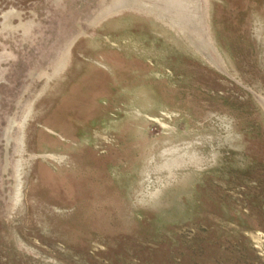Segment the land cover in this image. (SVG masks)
Returning a JSON list of instances; mask_svg holds the SVG:
<instances>
[{
  "label": "rangeland",
  "instance_id": "obj_1",
  "mask_svg": "<svg viewBox=\"0 0 264 264\" xmlns=\"http://www.w3.org/2000/svg\"><path fill=\"white\" fill-rule=\"evenodd\" d=\"M0 264H264V0H0Z\"/></svg>",
  "mask_w": 264,
  "mask_h": 264
}]
</instances>
